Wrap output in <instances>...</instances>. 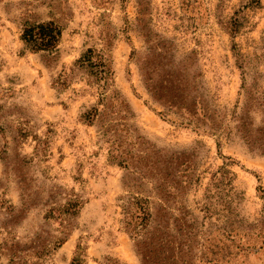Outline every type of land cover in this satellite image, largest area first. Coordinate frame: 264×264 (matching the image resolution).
I'll return each mask as SVG.
<instances>
[{
  "label": "rangeland",
  "instance_id": "374dc122",
  "mask_svg": "<svg viewBox=\"0 0 264 264\" xmlns=\"http://www.w3.org/2000/svg\"><path fill=\"white\" fill-rule=\"evenodd\" d=\"M48 20L63 29L57 51H32L24 24ZM158 43L187 59L205 122L183 123L147 89L140 67ZM89 47L107 53L125 118L76 64ZM114 141L133 164L112 158ZM146 146L192 158L173 203L140 170ZM133 195L154 214L169 207L179 264H264V0H0V264L16 244L23 264H71L78 251L86 264H142L123 223ZM75 199L74 215L50 214Z\"/></svg>",
  "mask_w": 264,
  "mask_h": 264
},
{
  "label": "trees",
  "instance_id": "16d2710c",
  "mask_svg": "<svg viewBox=\"0 0 264 264\" xmlns=\"http://www.w3.org/2000/svg\"><path fill=\"white\" fill-rule=\"evenodd\" d=\"M62 33V27L54 20L26 22L22 28L21 40L32 51L56 52ZM158 44L150 47V58L144 66L140 67L147 89L156 101L178 113L182 117L183 123L205 122L206 119L211 118L208 115L209 107L206 105L205 99L196 95L198 88L195 81L190 79V73L187 72V67H189L187 59L176 60L171 54L172 47L170 45ZM76 64L94 78V82L100 90L99 104H104L106 103L104 101L109 99L108 102L115 109V112L120 113L122 118H125L130 113L129 105L126 99L113 88L114 70L107 53L102 49L89 47ZM100 112V108L94 106L83 116L91 123L94 118L100 115ZM122 130L126 131V136L120 142L126 141V138L132 136L129 129ZM137 137L139 138V136ZM113 144L112 158L118 160L120 165L130 166L134 163L133 160L130 161L132 157H127L129 151L124 149L122 144H118L117 147H115V141ZM142 152L143 155H138V159H136L138 163L143 164L142 168L144 169L140 170L155 179V187L162 201L165 204L173 203L179 189L189 183V173L194 165L191 156L185 151L154 149L151 146H146ZM149 203L148 198L133 195L122 205L123 223L127 232L135 239V251L140 256L142 264H179L177 260L181 257L180 251L182 249L170 231V217L167 214L169 207L164 205L154 214ZM80 204L81 201L75 199L63 207L52 209L50 214L53 216L56 213L74 215ZM153 222L154 225L151 227ZM64 227L67 231L58 238L57 246L67 239L69 228ZM190 227V224L182 218L179 229H190ZM231 231L228 233L232 235L231 237H235L236 234L239 235L240 232L239 229L236 234H233L235 230ZM239 240L241 245L246 243L240 237ZM35 244L33 248L37 249L36 255L41 256L48 253L49 245H45L39 239L36 240ZM18 246L16 244L11 249L12 264H23V258L18 253L20 251ZM77 248L81 250L80 244ZM71 264H86L83 254L79 251L76 252ZM107 264L125 263L120 259H109Z\"/></svg>",
  "mask_w": 264,
  "mask_h": 264
}]
</instances>
